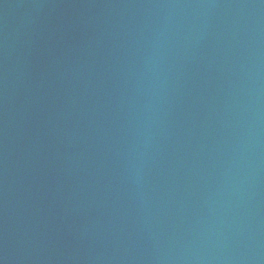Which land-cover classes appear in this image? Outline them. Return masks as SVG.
Segmentation results:
<instances>
[{
  "label": "water",
  "instance_id": "water-1",
  "mask_svg": "<svg viewBox=\"0 0 264 264\" xmlns=\"http://www.w3.org/2000/svg\"><path fill=\"white\" fill-rule=\"evenodd\" d=\"M0 264H264V0H0Z\"/></svg>",
  "mask_w": 264,
  "mask_h": 264
}]
</instances>
